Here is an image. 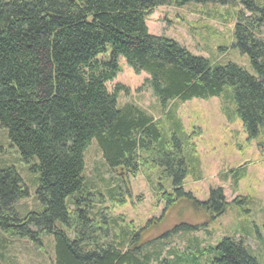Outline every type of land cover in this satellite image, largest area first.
<instances>
[{
    "label": "trees",
    "instance_id": "16d2710c",
    "mask_svg": "<svg viewBox=\"0 0 264 264\" xmlns=\"http://www.w3.org/2000/svg\"><path fill=\"white\" fill-rule=\"evenodd\" d=\"M170 0H0V126L22 160L37 175L41 212L22 217L18 202L28 196L15 167L0 169V231L41 244L55 241L53 264H150L141 232L112 215L85 178V153L96 142L112 171L136 175L160 169L171 179L163 191L167 208L186 198L222 215L226 197L211 191L201 204L184 192L189 176L182 145L167 143L154 119L132 104L119 106L107 84L124 58L163 105L220 96L229 87L249 136L264 125V3L258 0H174L242 8L234 47L247 55L256 76L229 64L215 67L174 40L151 35L147 17ZM248 15V16H247ZM111 194V192H110ZM113 199L119 200L118 193ZM120 220L121 222H118ZM191 247V246H190ZM209 264H259L243 242L225 238ZM161 247L156 262L161 260ZM175 262L185 257L174 251Z\"/></svg>",
    "mask_w": 264,
    "mask_h": 264
},
{
    "label": "rangeland",
    "instance_id": "374dc122",
    "mask_svg": "<svg viewBox=\"0 0 264 264\" xmlns=\"http://www.w3.org/2000/svg\"><path fill=\"white\" fill-rule=\"evenodd\" d=\"M170 1L147 17L151 35L174 40L212 66L235 64L256 76L248 56L234 47V28L242 10L239 4L177 6ZM259 38L264 40V27ZM119 67L116 79L107 84L108 90L123 87L118 94L119 106L139 107L158 124L167 143H181L190 171L184 192L192 193L201 204L209 200L211 191L220 189L228 207L218 215L183 198L167 208L163 191L171 193V179L162 178L160 169H142L136 175L124 169L112 171L96 142L85 153L87 184L102 195L103 205L111 208L113 216L122 217L141 232L144 253L153 254L150 264H159L156 256L160 247L161 260H168L167 264H209L215 257V247L225 238L243 239L258 255L259 264H264V125L254 137L249 136L229 87L220 96L163 105L145 86L149 78L146 73L136 74L124 58L119 59ZM31 165L22 160L0 126V169L15 167L28 191L17 204L22 217L42 210L36 196L37 175L30 171ZM113 193H118L117 202ZM174 251L185 261L175 262ZM54 261L52 235L42 234L41 244H37L28 238H10L0 231V264Z\"/></svg>",
    "mask_w": 264,
    "mask_h": 264
}]
</instances>
